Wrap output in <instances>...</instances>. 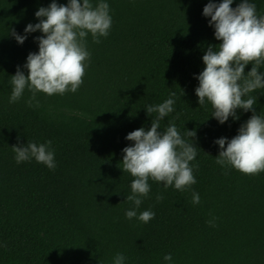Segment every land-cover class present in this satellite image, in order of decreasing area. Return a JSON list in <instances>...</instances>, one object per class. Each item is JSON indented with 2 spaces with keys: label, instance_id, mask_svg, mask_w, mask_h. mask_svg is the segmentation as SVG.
Segmentation results:
<instances>
[{
  "label": "trees",
  "instance_id": "1",
  "mask_svg": "<svg viewBox=\"0 0 264 264\" xmlns=\"http://www.w3.org/2000/svg\"><path fill=\"white\" fill-rule=\"evenodd\" d=\"M51 2L0 0V264H114L117 254L122 264H264V171L247 175L218 164L214 143L237 135L253 113L236 109L238 119L221 124L195 94L202 56L221 43L202 14L210 0H90L94 8L109 5L112 24L99 43L86 34L89 58L77 91H36L33 99L26 86L10 103L12 75L18 65L27 75L26 57L38 52L34 37L43 35L28 33L19 44L10 29L25 35V26L41 19L35 12ZM249 3L264 15V0ZM248 95L264 119V88ZM169 98L173 111L158 130L175 124L191 143L186 133L195 129L189 166L196 183L177 190L149 177L150 191L136 207L126 199L134 177L123 170L122 149L134 142L125 137L148 130L157 113L147 115L146 107ZM48 141L54 169L34 157L16 162L12 145ZM132 209L137 215L128 219ZM143 211L154 218L139 220Z\"/></svg>",
  "mask_w": 264,
  "mask_h": 264
},
{
  "label": "clouds",
  "instance_id": "2",
  "mask_svg": "<svg viewBox=\"0 0 264 264\" xmlns=\"http://www.w3.org/2000/svg\"><path fill=\"white\" fill-rule=\"evenodd\" d=\"M232 2L222 0L216 4L210 0L203 7L202 14L210 17L208 23L214 27V36L221 43L209 45L202 56L205 67L196 77L199 85L195 94L199 105L203 106L205 99L211 103L214 109L211 116L221 124L230 116L238 119L236 109L252 111L237 135L230 140L220 137L214 143L220 148L218 164H228L244 174L254 175L264 171V119L256 115V96L248 94L264 88V72L258 71L264 62V15L257 16L256 6L249 0H241L235 8L230 6ZM35 16L41 19L36 24H27L25 35L10 29L19 44H23L28 33L37 30L43 33L34 37L38 52H30L26 57L23 68L27 69V75L19 65L12 75L10 103L21 97L26 86L33 92V99L36 91L48 95L63 94L68 90L76 92L83 82L84 61L89 58L83 43L86 34L90 32L99 43L96 38L106 37L112 24L109 5L100 2L94 8L90 0H68L67 5H58L52 0L47 7H40ZM249 63L252 67L245 76V65ZM173 104L174 100L169 98L155 106L148 105L147 115L157 113L151 127L148 130L138 128L125 137L134 142L122 149L123 170L134 177L130 184L132 194L126 199L136 207L142 202L140 197L147 196L150 191L149 177L162 182L166 188L174 185L177 190L196 183L189 166L196 157L195 129L186 133L191 143L181 137L175 124L170 123L166 130H158L161 129L160 121L173 111ZM50 144L51 141L12 145L15 160L20 163L34 157L37 162L54 169V153L48 150ZM192 203H200L198 193H193ZM125 215L131 219L137 213L132 209ZM154 215L152 211H143L138 218L147 223ZM124 259L122 254H117L114 264H122ZM164 260L171 261L172 255L166 254Z\"/></svg>",
  "mask_w": 264,
  "mask_h": 264
}]
</instances>
